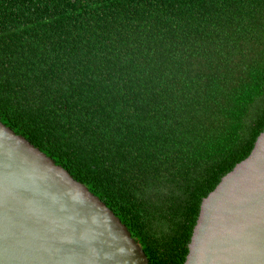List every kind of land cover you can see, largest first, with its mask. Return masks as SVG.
Instances as JSON below:
<instances>
[{"label":"trees","instance_id":"obj_1","mask_svg":"<svg viewBox=\"0 0 264 264\" xmlns=\"http://www.w3.org/2000/svg\"><path fill=\"white\" fill-rule=\"evenodd\" d=\"M0 121L184 264L264 129V0H0Z\"/></svg>","mask_w":264,"mask_h":264},{"label":"water","instance_id":"obj_2","mask_svg":"<svg viewBox=\"0 0 264 264\" xmlns=\"http://www.w3.org/2000/svg\"><path fill=\"white\" fill-rule=\"evenodd\" d=\"M0 264H150L104 201L0 121ZM184 264H264V129L203 198Z\"/></svg>","mask_w":264,"mask_h":264}]
</instances>
